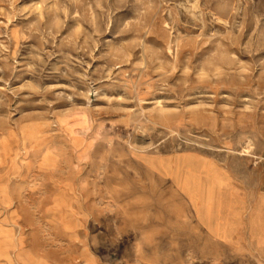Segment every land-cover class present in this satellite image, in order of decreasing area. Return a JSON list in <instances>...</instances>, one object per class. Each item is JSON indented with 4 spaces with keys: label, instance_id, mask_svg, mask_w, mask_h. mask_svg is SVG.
Listing matches in <instances>:
<instances>
[{
    "label": "rangeland",
    "instance_id": "374dc122",
    "mask_svg": "<svg viewBox=\"0 0 264 264\" xmlns=\"http://www.w3.org/2000/svg\"><path fill=\"white\" fill-rule=\"evenodd\" d=\"M0 264H264V0H0Z\"/></svg>",
    "mask_w": 264,
    "mask_h": 264
},
{
    "label": "crops",
    "instance_id": "0c3cea01",
    "mask_svg": "<svg viewBox=\"0 0 264 264\" xmlns=\"http://www.w3.org/2000/svg\"><path fill=\"white\" fill-rule=\"evenodd\" d=\"M182 162H177L173 160H165V161H153V167L157 170H160L161 172L166 171H172L175 168H181ZM213 171L214 177L216 182H221L217 179V173L214 170V168L210 165L206 164H199L196 161H188L185 166V172L189 176V179L191 177H200L201 173H204L208 176V174ZM206 176V177H207ZM191 182L192 188H198L199 191L201 190L200 186L195 184L194 182ZM219 184V183H218ZM185 191V190H184ZM187 192V191H186ZM188 193V192H187ZM189 194V193H188ZM190 195V194H189ZM191 197V196H190ZM193 198V197H192ZM195 207H196V217L199 218L202 228L206 231L207 234L212 235L213 237L219 236V234L222 233L221 226H224L226 224V216L223 212L222 216L218 213V208L216 206H209V204L202 203L198 201L197 199L194 200ZM225 210V209H223ZM222 241H224V237H222Z\"/></svg>",
    "mask_w": 264,
    "mask_h": 264
}]
</instances>
